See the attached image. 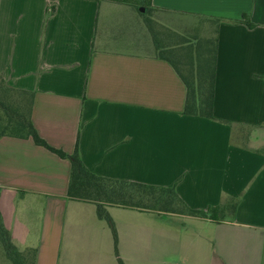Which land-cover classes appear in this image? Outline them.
<instances>
[{"label": "crops", "instance_id": "1", "mask_svg": "<svg viewBox=\"0 0 264 264\" xmlns=\"http://www.w3.org/2000/svg\"><path fill=\"white\" fill-rule=\"evenodd\" d=\"M181 35L217 32L214 118L184 114L187 88L122 0H0V82L32 95L51 147L98 176L172 188L212 220L109 207L124 264H264V0H152ZM72 165L33 139H0V212L35 264H119L94 204L70 200Z\"/></svg>", "mask_w": 264, "mask_h": 264}, {"label": "trees", "instance_id": "2", "mask_svg": "<svg viewBox=\"0 0 264 264\" xmlns=\"http://www.w3.org/2000/svg\"><path fill=\"white\" fill-rule=\"evenodd\" d=\"M138 9L147 25L160 59L169 62L187 88L184 114L209 120L214 118L215 77L217 66V32L204 38L199 34L181 35L171 31L153 19L152 0H122ZM157 26L160 27L157 29ZM179 63L185 65V73ZM32 95L12 89L0 82V139L13 137L33 139L34 143L71 162L70 200L94 204L98 217L112 230L116 256L124 264L117 251L118 236L115 224L108 212L109 207L132 209L158 214L186 215L212 220L233 218L238 200L227 198L207 213L190 209L178 196L175 187H157L142 183L101 177L90 171L82 162L78 147L73 155L51 147L32 122ZM0 245L12 264H35L36 251L20 252L13 245L0 212Z\"/></svg>", "mask_w": 264, "mask_h": 264}, {"label": "rangeland", "instance_id": "3", "mask_svg": "<svg viewBox=\"0 0 264 264\" xmlns=\"http://www.w3.org/2000/svg\"><path fill=\"white\" fill-rule=\"evenodd\" d=\"M198 27L190 34L188 35H191V34H199L201 35L202 37L204 38H207V37H213L214 34H215V28H214V24H211L210 26H208L206 28V25H204L203 22H200L198 23L197 25ZM160 27L157 26V29H159ZM180 67L183 69L184 73H185V65L181 63H179ZM0 264H12L8 258L6 257L5 255V250H4V247L3 245H0Z\"/></svg>", "mask_w": 264, "mask_h": 264}]
</instances>
